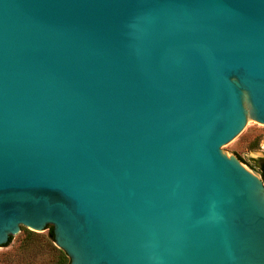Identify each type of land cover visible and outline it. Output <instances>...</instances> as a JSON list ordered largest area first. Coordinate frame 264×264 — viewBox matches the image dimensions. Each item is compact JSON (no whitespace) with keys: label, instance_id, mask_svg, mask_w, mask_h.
<instances>
[{"label":"water","instance_id":"95a60500","mask_svg":"<svg viewBox=\"0 0 264 264\" xmlns=\"http://www.w3.org/2000/svg\"><path fill=\"white\" fill-rule=\"evenodd\" d=\"M264 0H0V251L264 264Z\"/></svg>","mask_w":264,"mask_h":264},{"label":"rangeland","instance_id":"374dc122","mask_svg":"<svg viewBox=\"0 0 264 264\" xmlns=\"http://www.w3.org/2000/svg\"><path fill=\"white\" fill-rule=\"evenodd\" d=\"M224 152L228 156L242 159L243 162L240 160L242 164L261 176L257 161L264 159V127L249 118L239 139ZM34 233L37 236L21 229L11 245L0 251V264H58L56 245L48 239L49 232Z\"/></svg>","mask_w":264,"mask_h":264},{"label":"trees","instance_id":"16d2710c","mask_svg":"<svg viewBox=\"0 0 264 264\" xmlns=\"http://www.w3.org/2000/svg\"><path fill=\"white\" fill-rule=\"evenodd\" d=\"M240 160L243 162L242 159H240ZM257 167L259 168L260 174H261L262 179L264 181V159H261V160L257 161ZM48 229H49L48 239L53 244H55L54 229H53V227H49ZM28 233L30 235H35L36 234L34 232H31V231H28ZM35 236H37V235H35ZM13 239H14V237H11L10 240H9V243L6 246L11 245V243L13 242ZM55 250H56V252L58 254V257H59L58 264H70V259L68 258L67 254L63 250L59 249L57 246L55 247Z\"/></svg>","mask_w":264,"mask_h":264}]
</instances>
